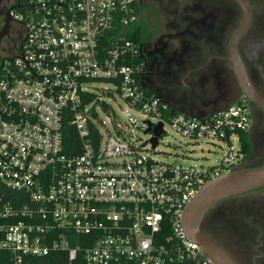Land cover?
<instances>
[{"label":"built area","instance_id":"2783aa9c","mask_svg":"<svg viewBox=\"0 0 264 264\" xmlns=\"http://www.w3.org/2000/svg\"><path fill=\"white\" fill-rule=\"evenodd\" d=\"M10 15L25 38L0 64V182L20 194L0 198V249L15 264L52 251L73 261L80 250L84 264H213L182 216L206 183L246 160L248 99L188 115L145 90L141 46L128 38L137 0H20ZM65 121L76 154L64 152ZM168 130L222 154L158 159Z\"/></svg>","mask_w":264,"mask_h":264},{"label":"flooded vegetation","instance_id":"af4514ba","mask_svg":"<svg viewBox=\"0 0 264 264\" xmlns=\"http://www.w3.org/2000/svg\"><path fill=\"white\" fill-rule=\"evenodd\" d=\"M19 1L4 3L11 12ZM251 2L252 20L237 42L238 54L256 94L263 96L264 0ZM240 16L235 0H137L145 90L188 115L210 113L245 96L230 58L231 38ZM146 17L155 21L153 29L145 25ZM3 23L0 15V28ZM24 38L23 24L12 19L0 41V64L18 51ZM249 109L248 138L264 144V111L250 102ZM249 161L252 165L264 163L256 153L244 162ZM246 193L211 206L200 228L240 264H264V209L258 217L259 209L253 210L246 198L241 199Z\"/></svg>","mask_w":264,"mask_h":264},{"label":"water","instance_id":"95a60500","mask_svg":"<svg viewBox=\"0 0 264 264\" xmlns=\"http://www.w3.org/2000/svg\"><path fill=\"white\" fill-rule=\"evenodd\" d=\"M235 1L240 7L241 16L238 26L232 34L233 38H231L230 58L234 61L233 69L241 88V94L245 95L252 105L257 106L264 111V95L261 96L256 94L238 54L237 42L244 30L248 28L252 20L254 8L251 0ZM0 15L3 17L4 21L0 28L1 41L12 20L10 9L5 5L4 0H0ZM258 68L262 73L260 65ZM141 86L145 88L143 82H141ZM150 129L155 133V136L151 139L152 146H155L157 143V136L161 132V123L156 127H150ZM262 187H264V163L261 165H252L251 161L243 162L229 172L206 183L186 206L182 216L183 229L191 240L197 242L201 246L204 254L212 260L213 264L240 263L228 250L201 230L200 224L204 214L211 206L222 199L250 192Z\"/></svg>","mask_w":264,"mask_h":264},{"label":"rangeland","instance_id":"374dc122","mask_svg":"<svg viewBox=\"0 0 264 264\" xmlns=\"http://www.w3.org/2000/svg\"><path fill=\"white\" fill-rule=\"evenodd\" d=\"M154 22L155 21L151 20L149 17L145 18V25L148 29L154 28ZM145 137H147V135ZM249 142L251 145L249 156L251 154L255 155V153L259 154L264 161V144L261 143L259 139L255 140L253 143L249 139ZM221 154V147H214L213 145L206 144L205 141H201L198 146L195 143H191L187 137L176 134L172 130H168V132L161 137L155 156L158 159L174 163H189L194 160V158H199L209 164L211 160H218ZM202 157L209 158V161ZM241 199H245L247 202L246 205L251 206L253 210L259 209L260 212L258 213V217L260 216L264 209V188L247 192L245 195L241 196Z\"/></svg>","mask_w":264,"mask_h":264},{"label":"trees","instance_id":"16d2710c","mask_svg":"<svg viewBox=\"0 0 264 264\" xmlns=\"http://www.w3.org/2000/svg\"><path fill=\"white\" fill-rule=\"evenodd\" d=\"M140 26L134 24L132 29L128 32V38L132 39L135 42H140L142 40L140 33ZM239 137L242 145V150L246 155V158L249 156L251 145L248 139L247 131H240ZM63 148L66 154L72 155L79 152V138L75 132L73 126L68 122L63 123ZM20 193L18 191L11 190L7 188L0 182V198L3 201H9L12 204H16V196ZM73 237L77 238L81 243V247L89 245V242L86 239L89 235L86 234H73ZM74 239H71V244H74ZM87 242V243H86ZM80 250L76 256V259L69 261L67 252L65 251H52L46 255L41 256H24L20 264H84L83 255ZM0 264H15L13 260V255L4 250L0 249Z\"/></svg>","mask_w":264,"mask_h":264}]
</instances>
